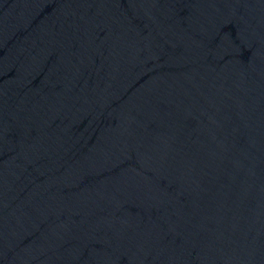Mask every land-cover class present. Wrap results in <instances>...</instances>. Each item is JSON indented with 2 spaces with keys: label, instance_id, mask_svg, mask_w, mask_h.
<instances>
[{
  "label": "water",
  "instance_id": "water-1",
  "mask_svg": "<svg viewBox=\"0 0 264 264\" xmlns=\"http://www.w3.org/2000/svg\"><path fill=\"white\" fill-rule=\"evenodd\" d=\"M0 264H264V0H0Z\"/></svg>",
  "mask_w": 264,
  "mask_h": 264
}]
</instances>
